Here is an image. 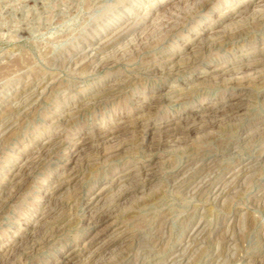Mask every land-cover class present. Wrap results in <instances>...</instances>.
<instances>
[{
    "label": "rangeland",
    "instance_id": "rangeland-1",
    "mask_svg": "<svg viewBox=\"0 0 264 264\" xmlns=\"http://www.w3.org/2000/svg\"><path fill=\"white\" fill-rule=\"evenodd\" d=\"M161 1L0 0V118L13 116V129L0 138V253L13 248L10 244L19 242L24 231L29 232L26 226L49 203L64 217L33 248L13 252L11 263L10 256L5 257L6 264L58 263L71 250H82L113 221L93 250L111 244L90 264H264V130L257 128L264 125V80L253 74H245L242 93L247 91L248 96L241 97L247 98L245 109L192 132L187 141L172 137L151 144L144 141L145 127L124 129L107 140L89 143L82 151L92 154L101 143L96 158L84 155L70 163V147L61 144L25 167L27 179L7 200L13 184L7 183L8 177L49 137L60 133L59 142L72 143L127 117L136 121L151 111L159 118H174L192 106L218 102L236 91L239 83L229 79L232 73L211 81L208 78L216 74H210V68L252 58L243 52L257 50L255 57L264 56V9L245 17L246 23L235 21L222 29L240 18L238 9L226 20L219 17L239 0L192 1L158 16L156 5ZM148 11L149 21L156 24L128 53L113 56L107 65L81 62L79 55L89 42L95 43L99 35L104 42L120 27L142 21ZM243 24L242 34L235 31ZM105 27L110 29L103 33ZM203 27H211L207 35L222 29L220 41L201 50L192 67H172L174 62L165 59L186 55L197 44L190 39L203 33L199 31ZM131 37L132 32L117 39L101 56ZM182 44H188V49L176 53ZM152 62L160 63L159 68L146 70ZM120 79L130 81L109 98L93 101L97 91ZM36 90L37 100L25 106L28 95ZM144 96L155 99L145 102ZM77 104L85 107L72 121H58ZM1 126L0 122V134L5 128ZM121 142L127 145L117 151ZM146 160H153L150 171L155 172V179L122 202L112 201L116 190L109 187L111 181ZM248 164L255 169L241 174L240 169ZM72 169L78 170L76 178L51 201L44 198ZM105 186L111 189L108 198L113 215L91 227L92 212L84 195ZM121 232L126 235L114 239Z\"/></svg>",
    "mask_w": 264,
    "mask_h": 264
},
{
    "label": "bare ground",
    "instance_id": "bare-ground-1",
    "mask_svg": "<svg viewBox=\"0 0 264 264\" xmlns=\"http://www.w3.org/2000/svg\"><path fill=\"white\" fill-rule=\"evenodd\" d=\"M192 1L194 2V1H199V0H164V1L158 2V4L156 5V8L158 10H160V12L158 13V16L160 14H162V16H163L164 15L163 13H165L167 11L169 12V10L177 8V7L179 8L183 4L188 5ZM236 9H238V12H240V15H241L240 18H239V16L236 15L237 17H235V20H231V21L227 22L222 29H224L225 27H230L232 24L235 23V21L244 23L246 21L244 18L246 17V19H247L248 15H251V14L254 15V14L260 13V11L262 9H264V0H239V2L232 8V10H228V11L221 13V15L219 17H223V19L226 20L229 17H231V14L233 13V11L235 13ZM262 13H264V11ZM149 15L150 14L148 11L146 13V15H144V17L142 18V21L137 22L134 20L128 26H125L122 28L120 27L119 31L114 33L111 37L107 38L104 42H102V41H100V39H98V37L100 36L99 35L97 37L96 42L94 41L95 43L89 42V44L86 46V48L83 52L81 51L82 49L80 50L82 53H81V55H79L80 56L79 59L82 60L81 61L82 63H88V62L89 63H97L98 62L97 63L98 65H107V64H109V62L113 58V56L120 55V54L124 55L126 52L128 53V51H130L134 47V45L136 44L135 42L137 40H142V38L145 37L146 34L148 35V33L150 32L153 25L156 24L155 20H154V22H150L151 20L149 21V18H148ZM118 20L119 19H117L116 21H118ZM224 20H222V21H224ZM116 21H114L113 23L116 24ZM130 26H133V29H134L133 31H131ZM243 26H244V24L238 25L236 27L235 31H237L239 33L243 32V30H244ZM111 27H113V26H111ZM210 28L203 27V29L201 28L199 30L200 32H202L204 30L203 33H201L200 35H193V37L190 39V42L193 43L196 41L197 44L191 50L187 51L186 55H184L182 57H180L181 55H178V56L170 55V57L165 59V60H169L170 62H174L173 65H175V66H172V67H176V65H180V66L176 67L178 69L185 70V69H188L190 66L192 67V62H194V59H196L197 57L199 58L198 55H199L201 50L205 49V47L209 46V45L214 46L215 44H217L220 41L219 34L221 33L222 29H217L215 31H211V33L208 35L205 34L208 31L207 29H210ZM106 29H107V27H105L103 33L107 32L110 28H108L107 30ZM130 32H132V37L130 39H128L127 41L125 40L124 42L121 41L123 43L120 46L116 47L113 50L111 49L112 51L110 50V52H107L101 56L102 52L105 51L106 48L110 47V45H111V47H113L112 44L117 39L127 37V35ZM240 34H242V33H240ZM182 45L183 46H180L177 49L176 53L179 51H182L184 49L185 50L188 49V47H187L188 44H182ZM256 51L257 50L252 51V52H243L242 55L250 54V57H252L251 59L247 60L244 63H240V64L235 65L234 62L225 61V62H222L220 64H216L210 68V71H212L210 74H212V73L216 74L215 76H211L210 78H208V79H211V81L215 77L225 75V73L226 74L232 73V74H230L232 76H229V77H231L229 79H234L235 81H237L239 83L236 91H233L231 94H228V96H224L218 102H209L207 105L206 104H199L196 106H192L189 110L181 113L180 115H178L177 117H174V118H171V117L159 118V117L155 116L153 114V112H151V111H149L146 114H143L142 116H140L141 118L136 119V121L127 117V119L125 118V120H123L122 123L118 122L116 124H106L98 132L85 134L82 137H80V139H73L72 143H68L67 140H65L64 142H59V140L62 139V136H63V134H60V133L49 137L47 139V141H45L40 148L33 150L34 153H32L26 157L25 163L20 164L16 167V169H18L17 172L14 171V172H12V174H10V176L8 177L7 183L13 182V184L10 185L11 191L9 192L10 194H8L9 196L7 197V200L10 199L12 196H14V194H16L20 190V188L24 184V181L27 179L28 175L25 171L26 170L25 167L28 166L33 160H35L39 156L44 155L46 150L49 149V151L51 152L53 150H56V146H59L61 144L66 143L68 145L65 144V146L70 147L71 155L68 159V161L70 163V162H74L75 159L80 161L79 159L84 158V155L87 157H90V159L93 158L96 154H98L100 152L99 149H100L101 143H99V145L95 146V150H97L96 152H94L92 154L89 151L83 153L82 151H84V149L88 147V144L97 142L99 140H104V139H106V137H108L109 135H113L114 132L119 131V130H124V129L129 130V129H137V128L139 129L141 127H145L146 136H145L144 141H146V143L151 142V144L152 143L160 144V143H162V142H164L167 139H170L172 137H176L177 139H179L181 141H187L192 132L199 130L201 128H206V127L212 126V125L215 126V124L220 119H222V118L227 119L231 115L236 114L237 112H239L241 110H244L246 107V103H243V102H245V100H247V98H245V100H244L241 97L243 95H245V97L248 96L247 91H245L244 94L242 93V90L246 88V86H245V74H253L256 77H260L261 79L264 80V56L263 57H255L256 55H254V53H257ZM200 55H201V53H200ZM178 57H180V58L177 60ZM191 57H193V58H191ZM175 60H177V61H175ZM159 65H160V63L152 62L150 65L147 66L146 70L151 71L153 69H158ZM196 77L204 78V76H195L194 79ZM129 81H130L129 79H122V80L120 79L116 83H113V84L109 85L108 87H106L100 91H97L93 95L94 100L93 99L92 100L93 101H102L105 97H106V99L109 98L111 95H113L115 92H117L118 88H124V86L126 84H128ZM207 81H210V80H207ZM37 89L39 90L40 88H37ZM172 91H175V90L174 89L169 90V92H172ZM38 92L39 91H37V90L34 92L32 91L28 95L27 100H25V101H27L25 106H27L29 104L31 105V103L34 104V100L38 97ZM116 95H119V94H116ZM155 95H156V93H155ZM149 99H155V98L153 96H150L149 98L144 96L145 102H147V100H149ZM161 99L157 98V100H161ZM154 102H155V100H154ZM141 105H146V104L142 103ZM84 107H85L84 105L78 106V104H77V105H75L74 108H69L66 112H64L62 115H60V117H58L59 118L58 121L63 123V124H67L68 122H70L74 119L72 116L76 115ZM13 110H15V109H13ZM8 118H10V119H8ZM142 118L143 119L146 118L147 120L144 122L140 121ZM12 120H13V116L11 117L10 114L4 116L3 118H0V122L3 123V126H5L3 133L0 134V138L5 137L13 129V127H12L13 121ZM3 126H1V127H3ZM257 128L260 130H264V125L262 127H257ZM249 133H251V132H249ZM119 145L116 148L117 151H119L121 148L125 147L127 145V142H124V143L121 142ZM80 152L83 154H80V157L76 158L77 156H79ZM94 158H96V157H94ZM76 163L78 164L77 161H76ZM76 163H75V165H76ZM152 167H154L153 160H146V161L137 162L136 165L126 169L123 172L121 171L111 181L112 184H111V186H109L110 188H113L116 190L114 195L111 194L114 200L111 199L112 197L110 199L112 201L122 202V200L131 196L139 188H144L149 183H151L155 179V172L153 173L150 171V169ZM255 167H256L255 165H251V166L249 164L244 165L240 169V173L246 174L248 171L250 172L251 170L255 169ZM76 168L79 169L78 166ZM79 171H80V169H79ZM77 173H78V170H75V169H72L70 172L65 173L63 175V177H61L60 182L57 181L58 183L55 186L53 185L54 187L52 188V191L47 193V195L44 196V198L51 201L58 192H60L64 187L69 185V183L76 178ZM11 175H12V177H11ZM136 177L138 178L137 180L135 179V181H130ZM109 187L105 186L95 194H93V193L88 194L87 193L86 195H84V198L86 199L87 208L90 212H92L91 217H90L91 224H92L91 227L96 228L98 226V224H102V222L107 221L108 218H110L113 215V212L109 206L110 200L108 197L110 196V191H111V189ZM2 201H4V199ZM58 212H59L58 208L53 206V205L51 206V204L49 203L45 207V209L40 213L39 217H37V219L35 220V222L33 224L29 223V222H31V220H30L28 222L29 224L26 226V227H29L28 228L29 232L27 233V231H24L25 236L23 238H21V240L19 242L13 241L10 244L13 246V248L8 249L6 251V253H0V255L3 257V258H0V264H6V261L4 262V260L6 259L5 257H7L8 255L10 256L13 252L17 251L19 248L23 249L22 251H26L27 249H29L31 247L33 248V246L38 244V241L40 240L42 235H44V237H45V234L49 233V231L52 230V226H56V228H57L58 224L64 220V217L61 215V213L58 214ZM114 224H115V221L109 223L103 230L101 228L100 230H102V231H99L97 234H95L93 239L88 241L87 245L82 249L83 251L77 247L78 249L75 248V249L71 250L70 252L66 253L65 255H63L60 262L55 263V264H90L91 262H93L94 258L98 255V252L106 249V247H108V245L111 244L110 242H108V243H105L104 245L102 244L101 246H98L95 250H93L95 242L100 238V234L103 231H105L106 229L107 230L110 229V227H112V225H114ZM53 230H55V229H53ZM125 235L126 234L123 232L118 233L114 236V239L123 237ZM114 239H112V241ZM40 241H42V240H40ZM15 255L16 254L14 253V257H15ZM11 257L12 256L8 257L11 259L10 261L8 259L9 263H11V261H12ZM74 260H76V261H74Z\"/></svg>",
    "mask_w": 264,
    "mask_h": 264
}]
</instances>
